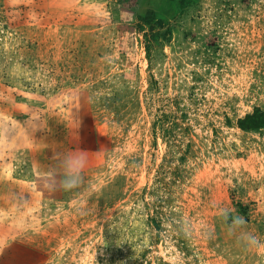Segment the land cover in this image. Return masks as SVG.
<instances>
[{
	"label": "rangeland",
	"instance_id": "obj_1",
	"mask_svg": "<svg viewBox=\"0 0 264 264\" xmlns=\"http://www.w3.org/2000/svg\"><path fill=\"white\" fill-rule=\"evenodd\" d=\"M254 107L264 0H0V264H264ZM74 149L81 187L41 190Z\"/></svg>",
	"mask_w": 264,
	"mask_h": 264
},
{
	"label": "clouds",
	"instance_id": "obj_2",
	"mask_svg": "<svg viewBox=\"0 0 264 264\" xmlns=\"http://www.w3.org/2000/svg\"><path fill=\"white\" fill-rule=\"evenodd\" d=\"M41 130L39 127L35 131ZM88 166V158L83 150H69L59 158L55 169L46 175L38 177L41 190L55 193L79 189L84 181V172ZM95 195V189L89 191V196ZM220 217L227 229L234 234L239 233L247 246L258 247L261 241L256 235L247 231V221L241 215H231L230 210L221 208Z\"/></svg>",
	"mask_w": 264,
	"mask_h": 264
},
{
	"label": "trees",
	"instance_id": "obj_3",
	"mask_svg": "<svg viewBox=\"0 0 264 264\" xmlns=\"http://www.w3.org/2000/svg\"><path fill=\"white\" fill-rule=\"evenodd\" d=\"M187 0H181V4L186 3ZM147 25L150 33L144 32L146 41V53L150 55L151 42L156 38L165 39L169 34L167 32H161L164 29V21L162 18H158L150 11L143 16L139 21V26ZM237 126L241 130L250 131L264 129V110L259 107H254L253 111L246 113L243 117L237 120ZM166 131V130H164Z\"/></svg>",
	"mask_w": 264,
	"mask_h": 264
}]
</instances>
